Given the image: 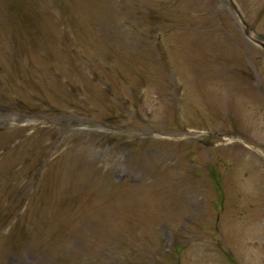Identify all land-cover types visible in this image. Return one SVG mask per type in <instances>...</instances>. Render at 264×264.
Wrapping results in <instances>:
<instances>
[{
    "label": "rangeland",
    "instance_id": "obj_1",
    "mask_svg": "<svg viewBox=\"0 0 264 264\" xmlns=\"http://www.w3.org/2000/svg\"><path fill=\"white\" fill-rule=\"evenodd\" d=\"M230 1L0 0V264H264V0Z\"/></svg>",
    "mask_w": 264,
    "mask_h": 264
},
{
    "label": "water",
    "instance_id": "obj_2",
    "mask_svg": "<svg viewBox=\"0 0 264 264\" xmlns=\"http://www.w3.org/2000/svg\"><path fill=\"white\" fill-rule=\"evenodd\" d=\"M228 1H229L230 5L233 7V9L235 10V8H234L232 2H231L230 0H228ZM242 23L244 24V22H242ZM244 25H245V24H244ZM263 47H264V46H263Z\"/></svg>",
    "mask_w": 264,
    "mask_h": 264
}]
</instances>
